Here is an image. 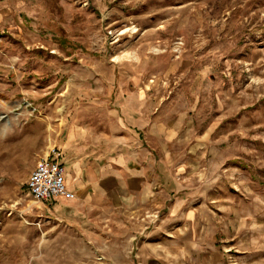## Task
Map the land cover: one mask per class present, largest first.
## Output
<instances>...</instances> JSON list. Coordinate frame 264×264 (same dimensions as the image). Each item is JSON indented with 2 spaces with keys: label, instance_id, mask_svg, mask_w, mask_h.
I'll return each mask as SVG.
<instances>
[{
  "label": "rangeland",
  "instance_id": "rangeland-1",
  "mask_svg": "<svg viewBox=\"0 0 264 264\" xmlns=\"http://www.w3.org/2000/svg\"><path fill=\"white\" fill-rule=\"evenodd\" d=\"M91 138L89 232L26 185ZM0 264H264V0H0Z\"/></svg>",
  "mask_w": 264,
  "mask_h": 264
},
{
  "label": "crops",
  "instance_id": "crops-1",
  "mask_svg": "<svg viewBox=\"0 0 264 264\" xmlns=\"http://www.w3.org/2000/svg\"><path fill=\"white\" fill-rule=\"evenodd\" d=\"M93 142L94 139L91 138L89 141L86 140L85 144L87 146ZM67 146H72V144L69 143ZM67 150L66 157L54 150L52 159L64 167L65 184L68 190L75 194V198H52L45 201L48 204L45 208L50 211L52 216H55V220L59 219L60 223L92 232L96 225L92 219L93 216H87L89 210L97 208L101 198L102 200L109 198L116 201L119 200V196L130 194L129 192L138 186L136 180L139 179V176L127 175L129 178L125 181L120 178L121 185H119L115 170L112 171L110 178L107 177L111 169L106 167V156L102 155L101 150H96L94 144L85 147L83 151L75 152L71 147H67ZM65 163H68L69 166H65Z\"/></svg>",
  "mask_w": 264,
  "mask_h": 264
},
{
  "label": "built area",
  "instance_id": "built-area-1",
  "mask_svg": "<svg viewBox=\"0 0 264 264\" xmlns=\"http://www.w3.org/2000/svg\"><path fill=\"white\" fill-rule=\"evenodd\" d=\"M54 150L44 156L32 171L28 182V194L35 202L43 203L57 197L74 199L75 194L65 184L64 167L52 159Z\"/></svg>",
  "mask_w": 264,
  "mask_h": 264
},
{
  "label": "trees",
  "instance_id": "trees-1",
  "mask_svg": "<svg viewBox=\"0 0 264 264\" xmlns=\"http://www.w3.org/2000/svg\"><path fill=\"white\" fill-rule=\"evenodd\" d=\"M26 189H27V187H26ZM28 191V190H27Z\"/></svg>",
  "mask_w": 264,
  "mask_h": 264
}]
</instances>
